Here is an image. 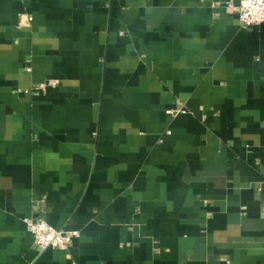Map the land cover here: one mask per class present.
Here are the masks:
<instances>
[{
    "label": "crops",
    "instance_id": "0c3cea01",
    "mask_svg": "<svg viewBox=\"0 0 264 264\" xmlns=\"http://www.w3.org/2000/svg\"><path fill=\"white\" fill-rule=\"evenodd\" d=\"M238 4L0 0V264H264V25ZM27 217L80 237L40 252Z\"/></svg>",
    "mask_w": 264,
    "mask_h": 264
},
{
    "label": "built area",
    "instance_id": "2783aa9c",
    "mask_svg": "<svg viewBox=\"0 0 264 264\" xmlns=\"http://www.w3.org/2000/svg\"><path fill=\"white\" fill-rule=\"evenodd\" d=\"M238 15L244 27H256L264 25V0H239ZM26 17V16H25ZM28 16L26 21L30 22ZM59 80H45L38 85L42 89L47 86H57ZM168 113H173L169 110ZM28 229L34 236V245L43 252L48 248L66 250L80 237V231L76 229H58L50 225L46 220L27 217L24 219Z\"/></svg>",
    "mask_w": 264,
    "mask_h": 264
}]
</instances>
